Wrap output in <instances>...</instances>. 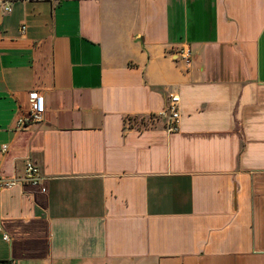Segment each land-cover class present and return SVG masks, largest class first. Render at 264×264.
<instances>
[{"label":"crops","instance_id":"obj_1","mask_svg":"<svg viewBox=\"0 0 264 264\" xmlns=\"http://www.w3.org/2000/svg\"><path fill=\"white\" fill-rule=\"evenodd\" d=\"M0 1V264H264V0Z\"/></svg>","mask_w":264,"mask_h":264},{"label":"built area","instance_id":"obj_2","mask_svg":"<svg viewBox=\"0 0 264 264\" xmlns=\"http://www.w3.org/2000/svg\"><path fill=\"white\" fill-rule=\"evenodd\" d=\"M14 1H31V0H14ZM2 5V12L9 13L11 11L10 1H0ZM181 56L187 62L190 60V51L188 49L181 50L176 54ZM179 97L176 94H170L166 99V105L164 111L161 113L166 120L165 130L168 133H176L179 130ZM44 113V101L43 96L38 92H32L29 96V109L27 114L18 120L19 126H26L29 124L39 123L42 121V115ZM2 151H6V146L2 147ZM43 176L40 173L36 164L31 161H26L24 166V174L21 178L6 179L0 176V187L10 188L15 185H30L40 189L42 193H45L46 189L42 186ZM4 240H8V237L4 235ZM8 264H16L9 262Z\"/></svg>","mask_w":264,"mask_h":264},{"label":"trees","instance_id":"obj_3","mask_svg":"<svg viewBox=\"0 0 264 264\" xmlns=\"http://www.w3.org/2000/svg\"><path fill=\"white\" fill-rule=\"evenodd\" d=\"M140 124H141L142 126H147V124L144 123L142 120L140 121Z\"/></svg>","mask_w":264,"mask_h":264},{"label":"rangeland","instance_id":"obj_4","mask_svg":"<svg viewBox=\"0 0 264 264\" xmlns=\"http://www.w3.org/2000/svg\"><path fill=\"white\" fill-rule=\"evenodd\" d=\"M147 124V123H146Z\"/></svg>","mask_w":264,"mask_h":264}]
</instances>
